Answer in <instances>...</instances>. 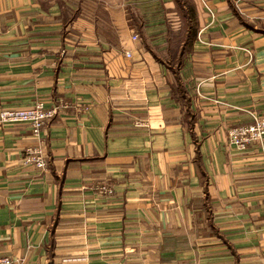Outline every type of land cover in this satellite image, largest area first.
<instances>
[{"label": "crops", "instance_id": "crops-1", "mask_svg": "<svg viewBox=\"0 0 264 264\" xmlns=\"http://www.w3.org/2000/svg\"><path fill=\"white\" fill-rule=\"evenodd\" d=\"M205 1L186 43L181 0H0V109L58 106L0 123V256L264 264V138L228 142L264 115V0Z\"/></svg>", "mask_w": 264, "mask_h": 264}, {"label": "built area", "instance_id": "built-area-1", "mask_svg": "<svg viewBox=\"0 0 264 264\" xmlns=\"http://www.w3.org/2000/svg\"><path fill=\"white\" fill-rule=\"evenodd\" d=\"M206 9L212 13L209 6ZM133 38H136L134 35ZM249 59L252 57L251 50L245 48ZM130 55L129 52L126 53ZM57 105H46L43 100H37L33 104L24 107L2 108L0 109V123H27L30 127L31 134L39 139L43 128L51 121L57 113ZM250 116V122L233 126L228 130V142L236 149L242 150L249 142L261 141L264 138V115H259L253 111L247 110ZM24 162L33 164L36 167L44 168L46 159L41 149L37 145H28L24 149ZM98 190L102 193L111 194L113 188L107 184H101ZM9 256H0V264H11ZM123 264V263H119Z\"/></svg>", "mask_w": 264, "mask_h": 264}, {"label": "trees", "instance_id": "trees-1", "mask_svg": "<svg viewBox=\"0 0 264 264\" xmlns=\"http://www.w3.org/2000/svg\"><path fill=\"white\" fill-rule=\"evenodd\" d=\"M181 2L185 4L187 8V17L189 19L187 39H186V43H187L188 41H190V38L192 37L193 34H195L196 31L194 8L193 5L189 2V0H181Z\"/></svg>", "mask_w": 264, "mask_h": 264}, {"label": "rangeland", "instance_id": "rangeland-1", "mask_svg": "<svg viewBox=\"0 0 264 264\" xmlns=\"http://www.w3.org/2000/svg\"><path fill=\"white\" fill-rule=\"evenodd\" d=\"M201 1V4L206 8V6H205V4L207 5V6H209L207 3H206V1L205 0H200Z\"/></svg>", "mask_w": 264, "mask_h": 264}]
</instances>
